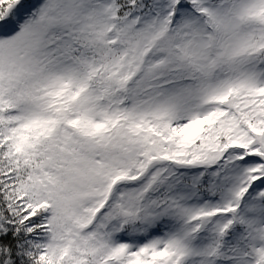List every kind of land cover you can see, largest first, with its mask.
<instances>
[{
  "label": "snow or ice",
  "instance_id": "obj_1",
  "mask_svg": "<svg viewBox=\"0 0 264 264\" xmlns=\"http://www.w3.org/2000/svg\"><path fill=\"white\" fill-rule=\"evenodd\" d=\"M0 264H264V0H0Z\"/></svg>",
  "mask_w": 264,
  "mask_h": 264
}]
</instances>
